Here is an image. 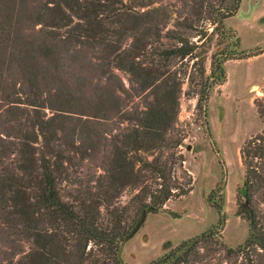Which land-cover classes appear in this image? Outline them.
<instances>
[{
	"label": "rangeland",
	"instance_id": "1",
	"mask_svg": "<svg viewBox=\"0 0 264 264\" xmlns=\"http://www.w3.org/2000/svg\"><path fill=\"white\" fill-rule=\"evenodd\" d=\"M51 2L0 0V179L14 172L27 186L39 175L41 157L55 161L61 155L69 177L62 194L72 201L80 191L96 192L111 139L125 132L127 118L143 110L150 94L134 85L126 71L106 66L111 57H104L107 43L98 20L86 15L81 22L70 13L65 19ZM79 24L87 31L77 29ZM225 26L239 36L242 51L263 53L224 64L226 81L210 91L206 107L209 133L197 98L185 96L186 80L180 85L178 114L167 137L183 133L184 173L177 172L191 177L192 190L157 214H147L135 236L121 242L125 264H146L216 224L218 216L206 199L222 170L211 142L226 168L222 237L235 248L251 231L237 213L236 197L245 195L240 148L260 130L253 101L264 91V0H242ZM129 43L125 38L121 46ZM205 68L208 75L209 61ZM141 154L151 160L158 152ZM131 192L122 189L119 199L127 202ZM13 216L0 193V264L17 261L32 247Z\"/></svg>",
	"mask_w": 264,
	"mask_h": 264
},
{
	"label": "trees",
	"instance_id": "2",
	"mask_svg": "<svg viewBox=\"0 0 264 264\" xmlns=\"http://www.w3.org/2000/svg\"><path fill=\"white\" fill-rule=\"evenodd\" d=\"M241 2L52 0V10L65 19L70 13L81 22L86 15L98 20L107 43L104 57H111L106 66L126 71L134 85L149 92L150 100L141 112L129 115L125 132L111 139L96 192L80 191L72 201L63 196V181L69 177L61 155L55 161L41 157L39 175L30 178L27 186L14 172L0 179L1 196L7 198L20 233L32 245L28 253L8 264H124L120 244L132 237L140 218L144 216L141 229L147 214H157L167 202L192 190L191 177L177 172L184 173L179 150L183 133L174 131L173 138L167 137L178 114L177 94L186 80L185 96L197 98L209 133L206 107L210 91L226 81L224 64L263 53L242 51L239 36L225 26ZM77 29L87 31L80 24ZM125 38L130 43L124 48L121 43ZM171 65L176 66V72L167 70ZM253 105L260 130L240 148L245 195L236 197L237 213L251 228L248 237L235 248L222 237L226 168L211 142L222 170L220 182L206 199L218 216L216 224L147 264H264V91ZM152 151L158 155L151 160L141 154ZM125 188L132 192L123 203L119 194Z\"/></svg>",
	"mask_w": 264,
	"mask_h": 264
},
{
	"label": "water",
	"instance_id": "3",
	"mask_svg": "<svg viewBox=\"0 0 264 264\" xmlns=\"http://www.w3.org/2000/svg\"><path fill=\"white\" fill-rule=\"evenodd\" d=\"M144 220V216H142L141 218H140V220L138 221V223L135 225V227L133 228V230H132V234L134 235V234H136V232L140 229V224H141V222ZM132 235V236H133Z\"/></svg>",
	"mask_w": 264,
	"mask_h": 264
},
{
	"label": "crops",
	"instance_id": "4",
	"mask_svg": "<svg viewBox=\"0 0 264 264\" xmlns=\"http://www.w3.org/2000/svg\"><path fill=\"white\" fill-rule=\"evenodd\" d=\"M135 236V235H134ZM121 247V246H120ZM167 252V251H166ZM120 258L121 260L123 261L122 257H121V254H120ZM157 259V258H156ZM152 261V260H151ZM123 263L125 264V262L123 261ZM149 263V262H148ZM147 264V263H146Z\"/></svg>",
	"mask_w": 264,
	"mask_h": 264
}]
</instances>
